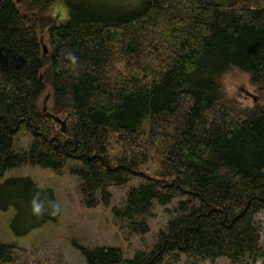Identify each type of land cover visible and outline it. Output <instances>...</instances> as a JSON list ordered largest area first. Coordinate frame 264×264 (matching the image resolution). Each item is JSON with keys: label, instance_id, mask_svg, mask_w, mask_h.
Masks as SVG:
<instances>
[{"label": "trees", "instance_id": "trees-1", "mask_svg": "<svg viewBox=\"0 0 264 264\" xmlns=\"http://www.w3.org/2000/svg\"><path fill=\"white\" fill-rule=\"evenodd\" d=\"M58 2L69 12L59 23ZM24 3L0 0V179L22 166L68 172L95 208L110 204L109 188L141 178L111 209L136 235L150 232L156 205L173 204L154 246L132 258L73 241L86 264H264L255 222L264 212V0ZM232 67L250 74L260 101L243 106L226 92ZM47 83L52 106L41 110ZM20 134L31 140L17 151ZM0 189L18 200L48 195L49 221L59 215L54 193L30 178ZM15 253L0 243V264H17Z\"/></svg>", "mask_w": 264, "mask_h": 264}, {"label": "rangeland", "instance_id": "rangeland-1", "mask_svg": "<svg viewBox=\"0 0 264 264\" xmlns=\"http://www.w3.org/2000/svg\"><path fill=\"white\" fill-rule=\"evenodd\" d=\"M111 4L135 5L139 0H102ZM23 2V1H22ZM17 4L25 11L26 4ZM68 8L62 3H55L51 14L58 23L68 18ZM41 41L48 47L47 34H39ZM45 46V47H46ZM226 92L237 99L243 106H252L260 101L259 95L250 83V74L232 67L223 76ZM264 103V101H260ZM52 106L51 87L47 83L44 93L38 101L41 110ZM30 134H20L15 139V150L26 149L30 143ZM115 151L118 149L115 148ZM153 171L152 164L145 166ZM30 178L41 190L54 193L59 205V215L55 221H49L55 213L53 206L47 202L48 195L43 193L33 197L42 202L44 207L40 214L32 210V200H18L11 192L0 189V243L16 244L15 259L17 264H86L84 257L72 245L73 241L86 245L113 246L121 248L125 258H132L140 250H150L156 243L157 235L163 230L169 220L166 207L156 205L150 222V232L146 235H136L121 229L113 220L111 209L120 206L126 191L139 184L142 179L135 178L121 187L109 188L112 196L108 205L87 208L78 190V179L68 172L58 175L49 169L22 166L9 169L0 183L11 178ZM11 202V203H9ZM255 222L260 234L264 236V212L255 216ZM263 244V243H262ZM168 264H191L186 258ZM201 264H231L225 258L214 262L205 261ZM243 264H252L250 260ZM256 264H262L258 261Z\"/></svg>", "mask_w": 264, "mask_h": 264}, {"label": "clouds", "instance_id": "clouds-1", "mask_svg": "<svg viewBox=\"0 0 264 264\" xmlns=\"http://www.w3.org/2000/svg\"><path fill=\"white\" fill-rule=\"evenodd\" d=\"M73 61H75V57L72 58ZM32 210L35 214H40L42 212V209L44 207L43 203L38 201L36 198H33L32 200Z\"/></svg>", "mask_w": 264, "mask_h": 264}, {"label": "water", "instance_id": "water-1", "mask_svg": "<svg viewBox=\"0 0 264 264\" xmlns=\"http://www.w3.org/2000/svg\"><path fill=\"white\" fill-rule=\"evenodd\" d=\"M23 0H14V2L16 3V4H19V3H21ZM46 51V48L44 47V52ZM55 118V120L57 121V122H59V123H61L62 124V128L65 126V121H63V120H61V119H59L58 117H54Z\"/></svg>", "mask_w": 264, "mask_h": 264}]
</instances>
